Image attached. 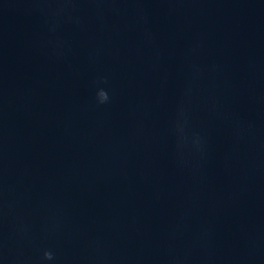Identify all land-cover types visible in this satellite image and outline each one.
<instances>
[{"label":"water","instance_id":"95a60500","mask_svg":"<svg viewBox=\"0 0 264 264\" xmlns=\"http://www.w3.org/2000/svg\"><path fill=\"white\" fill-rule=\"evenodd\" d=\"M0 264H264V0H0Z\"/></svg>","mask_w":264,"mask_h":264}]
</instances>
